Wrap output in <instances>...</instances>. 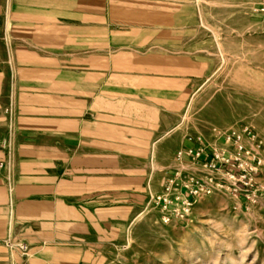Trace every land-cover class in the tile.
<instances>
[{
	"label": "crops",
	"instance_id": "0c3cea01",
	"mask_svg": "<svg viewBox=\"0 0 264 264\" xmlns=\"http://www.w3.org/2000/svg\"><path fill=\"white\" fill-rule=\"evenodd\" d=\"M193 21L191 0H0V264H104L208 72Z\"/></svg>",
	"mask_w": 264,
	"mask_h": 264
},
{
	"label": "rangeland",
	"instance_id": "374dc122",
	"mask_svg": "<svg viewBox=\"0 0 264 264\" xmlns=\"http://www.w3.org/2000/svg\"><path fill=\"white\" fill-rule=\"evenodd\" d=\"M191 2L189 45L209 69L193 85L185 108L164 121L155 174L146 180L150 188L124 222L121 237L109 243L104 264H264V167L242 192L218 188L200 197L184 222L162 223L148 203L189 134L208 140L212 129L226 133L248 126L264 146V14L253 11L255 0Z\"/></svg>",
	"mask_w": 264,
	"mask_h": 264
},
{
	"label": "built area",
	"instance_id": "2783aa9c",
	"mask_svg": "<svg viewBox=\"0 0 264 264\" xmlns=\"http://www.w3.org/2000/svg\"><path fill=\"white\" fill-rule=\"evenodd\" d=\"M255 1L253 11L264 14V0ZM248 142L254 147H247ZM174 162L162 189L148 202L164 224L189 220L197 200L218 188L237 193L250 186L253 174L264 167V146L248 126L226 133L212 129L208 140L201 133L187 135ZM17 246L28 249L24 242Z\"/></svg>",
	"mask_w": 264,
	"mask_h": 264
}]
</instances>
